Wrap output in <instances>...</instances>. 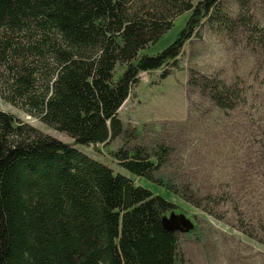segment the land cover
I'll use <instances>...</instances> for the list:
<instances>
[{"label":"trees","instance_id":"1","mask_svg":"<svg viewBox=\"0 0 264 264\" xmlns=\"http://www.w3.org/2000/svg\"><path fill=\"white\" fill-rule=\"evenodd\" d=\"M220 1L0 0V100L73 141L0 111V264H178L177 234L161 224L175 206L75 147L122 134L118 113L140 76L161 72L165 80L203 24L228 23ZM186 13L174 43L140 55ZM249 33L264 51V28ZM194 86L220 111L243 100L213 79ZM160 156L115 155L120 168L154 185ZM177 194L219 219L217 197ZM232 214L237 232L264 245L263 221H248L236 206Z\"/></svg>","mask_w":264,"mask_h":264},{"label":"rangeland","instance_id":"2","mask_svg":"<svg viewBox=\"0 0 264 264\" xmlns=\"http://www.w3.org/2000/svg\"><path fill=\"white\" fill-rule=\"evenodd\" d=\"M219 8L228 23L203 24L165 80L161 72L140 76L118 113L119 137L107 145L75 149L173 204V214L190 222V233L177 234L178 264H264V245L237 232L232 214L236 206L248 221L264 222V51L252 44L249 33L253 26L264 28V0H221ZM188 17L176 19L172 30L140 55L154 56L174 43ZM203 78L237 88L244 102L220 111L194 86ZM0 111L44 136L73 144L1 100ZM135 149L146 156L160 152L162 167L154 177L158 185L118 166L116 153ZM177 193L217 197L213 210L219 219Z\"/></svg>","mask_w":264,"mask_h":264},{"label":"water","instance_id":"3","mask_svg":"<svg viewBox=\"0 0 264 264\" xmlns=\"http://www.w3.org/2000/svg\"><path fill=\"white\" fill-rule=\"evenodd\" d=\"M161 224L164 231L172 234H188L193 230L186 218L174 214H170L168 218H163Z\"/></svg>","mask_w":264,"mask_h":264}]
</instances>
